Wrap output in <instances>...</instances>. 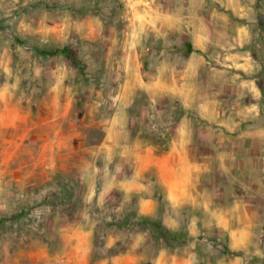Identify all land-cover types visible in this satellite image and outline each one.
I'll use <instances>...</instances> for the list:
<instances>
[{
	"label": "rangeland",
	"instance_id": "374dc122",
	"mask_svg": "<svg viewBox=\"0 0 264 264\" xmlns=\"http://www.w3.org/2000/svg\"><path fill=\"white\" fill-rule=\"evenodd\" d=\"M0 264H264V0H0Z\"/></svg>",
	"mask_w": 264,
	"mask_h": 264
},
{
	"label": "trees",
	"instance_id": "16d2710c",
	"mask_svg": "<svg viewBox=\"0 0 264 264\" xmlns=\"http://www.w3.org/2000/svg\"><path fill=\"white\" fill-rule=\"evenodd\" d=\"M57 52H62V53H64V54H66V55H69V51H68L67 48H62V49H51V50H48V51H47V53H50V54L57 53ZM146 221H148V220H146ZM151 223H152L151 225H154L155 227H157V228L163 230L164 236L168 235V238H169L171 232H170L169 230H167V228H164L163 226H160L159 223H155V222H151ZM164 231H165V232H164Z\"/></svg>",
	"mask_w": 264,
	"mask_h": 264
},
{
	"label": "crops",
	"instance_id": "0c3cea01",
	"mask_svg": "<svg viewBox=\"0 0 264 264\" xmlns=\"http://www.w3.org/2000/svg\"><path fill=\"white\" fill-rule=\"evenodd\" d=\"M196 189H198V188H196ZM183 190L185 191V190H186V188H184Z\"/></svg>",
	"mask_w": 264,
	"mask_h": 264
}]
</instances>
